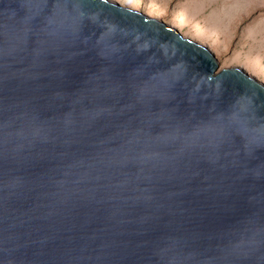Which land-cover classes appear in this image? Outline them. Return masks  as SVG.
<instances>
[{
	"label": "water",
	"instance_id": "obj_1",
	"mask_svg": "<svg viewBox=\"0 0 264 264\" xmlns=\"http://www.w3.org/2000/svg\"><path fill=\"white\" fill-rule=\"evenodd\" d=\"M0 264H264V85L111 0H0Z\"/></svg>",
	"mask_w": 264,
	"mask_h": 264
},
{
	"label": "rangeland",
	"instance_id": "obj_2",
	"mask_svg": "<svg viewBox=\"0 0 264 264\" xmlns=\"http://www.w3.org/2000/svg\"><path fill=\"white\" fill-rule=\"evenodd\" d=\"M174 27L206 46L220 67L264 85V0H111Z\"/></svg>",
	"mask_w": 264,
	"mask_h": 264
}]
</instances>
